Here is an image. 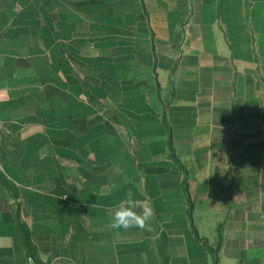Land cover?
I'll return each instance as SVG.
<instances>
[{"label": "crops", "instance_id": "crops-1", "mask_svg": "<svg viewBox=\"0 0 264 264\" xmlns=\"http://www.w3.org/2000/svg\"><path fill=\"white\" fill-rule=\"evenodd\" d=\"M215 259L264 264V0H0V264Z\"/></svg>", "mask_w": 264, "mask_h": 264}, {"label": "clouds", "instance_id": "clouds-1", "mask_svg": "<svg viewBox=\"0 0 264 264\" xmlns=\"http://www.w3.org/2000/svg\"><path fill=\"white\" fill-rule=\"evenodd\" d=\"M153 214L154 210L147 201H142L132 189H127L124 198L113 209L109 227L125 231L131 228L151 230L150 221Z\"/></svg>", "mask_w": 264, "mask_h": 264}, {"label": "trees", "instance_id": "trees-1", "mask_svg": "<svg viewBox=\"0 0 264 264\" xmlns=\"http://www.w3.org/2000/svg\"><path fill=\"white\" fill-rule=\"evenodd\" d=\"M194 233H195L196 237L198 238L197 232L194 231ZM22 240H23V244L25 245V247H26L28 250H30V245H29L28 235L26 234L25 231H23V239H22ZM28 252H30V251H28ZM215 264H216V259H215Z\"/></svg>", "mask_w": 264, "mask_h": 264}]
</instances>
